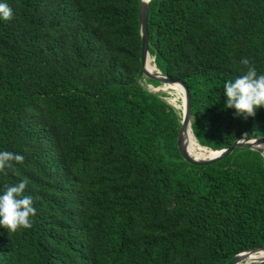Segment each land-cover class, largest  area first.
Masks as SVG:
<instances>
[{
  "label": "trees",
  "instance_id": "16d2710c",
  "mask_svg": "<svg viewBox=\"0 0 264 264\" xmlns=\"http://www.w3.org/2000/svg\"><path fill=\"white\" fill-rule=\"evenodd\" d=\"M0 3L13 10L0 19V152L24 157L0 194L26 178L36 210L30 229L0 227V264H226L264 248V156L183 158L181 114L139 75V0ZM148 34L156 66L189 89L201 145L264 136V108L245 119L223 95L241 59L264 74V0H150Z\"/></svg>",
  "mask_w": 264,
  "mask_h": 264
},
{
  "label": "clouds",
  "instance_id": "9594fccd",
  "mask_svg": "<svg viewBox=\"0 0 264 264\" xmlns=\"http://www.w3.org/2000/svg\"><path fill=\"white\" fill-rule=\"evenodd\" d=\"M13 10L7 3H0V19L11 20ZM247 71L223 84L225 108L235 109V115L254 117L258 108H264V74L258 75L248 58L241 59ZM24 157L9 151L0 152V172L13 167L12 162L23 163ZM28 184L25 178L14 186H5L0 194V227L9 232L30 229L36 210L30 195H23Z\"/></svg>",
  "mask_w": 264,
  "mask_h": 264
},
{
  "label": "water",
  "instance_id": "95a60500",
  "mask_svg": "<svg viewBox=\"0 0 264 264\" xmlns=\"http://www.w3.org/2000/svg\"><path fill=\"white\" fill-rule=\"evenodd\" d=\"M149 2L150 0H139L138 21H139V27H140L141 40H142V48H141L142 67H141V71L139 75L141 76L143 74L146 77H150L155 80H158L160 82V85L178 83L179 85L183 87L184 89V108L180 112L181 126L177 134V145H178V148L183 158L192 164L206 165V164H211L221 158L228 156L236 148H249V149L257 150L261 152V154L264 156V151L261 148V146L264 145V136L241 138V139L236 140L231 146L225 147L222 149H212L205 145H201L197 141V139L195 138L192 132V127H191V97H190V92H189L187 85L180 78L174 79V78L168 77L167 75L163 74L159 70V68L156 66L154 62V57L150 55V52L148 49V45H149V34H148ZM150 57H152V60H153V67H154L153 70L149 69L146 65ZM159 86L155 88L157 89ZM188 130L191 131L198 145L203 146L205 149L210 151L211 154H209L206 157H199V156L193 155L188 150L187 139L185 138V135H188ZM258 252L262 253L263 255L259 259L254 260V262H251V264H256V263L264 261V248L257 246V247L243 250L235 254L231 258V260L228 261L226 264H242L241 262L248 255L252 253H258Z\"/></svg>",
  "mask_w": 264,
  "mask_h": 264
},
{
  "label": "bare ground",
  "instance_id": "6f19581e",
  "mask_svg": "<svg viewBox=\"0 0 264 264\" xmlns=\"http://www.w3.org/2000/svg\"><path fill=\"white\" fill-rule=\"evenodd\" d=\"M146 65L147 67L148 65H151L152 69H154L152 57L149 58V61L146 63ZM159 87H160L159 88L160 90L168 93L169 101H171L170 103L174 105V107L179 109L181 112L182 109L184 108V89L183 87L179 85L178 83L165 84ZM185 138L187 139L188 150L193 155L199 156V157H206L209 154H211V152L205 149L203 146L198 145L196 139L193 137L190 130H188V135H185ZM261 148L264 151V145L261 146ZM262 255L263 254L260 252L252 253L248 255L241 263L247 264V263L254 262V260L259 259Z\"/></svg>",
  "mask_w": 264,
  "mask_h": 264
},
{
  "label": "rangeland",
  "instance_id": "374dc122",
  "mask_svg": "<svg viewBox=\"0 0 264 264\" xmlns=\"http://www.w3.org/2000/svg\"><path fill=\"white\" fill-rule=\"evenodd\" d=\"M145 85H146V87L148 88V89H150V90H152V91H155V87H153V85L152 84H149V83H145ZM160 86H162V85H160ZM160 87H158L157 89H156V91L155 92H164V91H162V90H160L159 89ZM165 94H167V96H166V100L170 103L171 101H169V95H168V93H166V92H164ZM171 104V103H170ZM172 105V104H171ZM174 106V105H173ZM175 109L177 110V112L178 113H180V110L179 109H177L176 107H175ZM247 264H251V263H247Z\"/></svg>",
  "mask_w": 264,
  "mask_h": 264
}]
</instances>
